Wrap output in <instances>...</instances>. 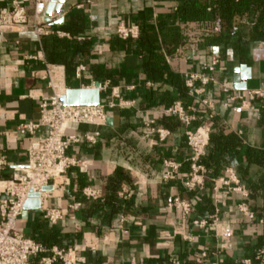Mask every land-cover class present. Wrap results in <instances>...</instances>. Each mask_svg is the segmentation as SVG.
Segmentation results:
<instances>
[{
  "label": "crops",
  "instance_id": "obj_1",
  "mask_svg": "<svg viewBox=\"0 0 264 264\" xmlns=\"http://www.w3.org/2000/svg\"><path fill=\"white\" fill-rule=\"evenodd\" d=\"M12 1L0 0V6L9 7ZM17 1L26 9L32 24L35 0ZM186 1L190 0H67L60 13L53 15L57 21L47 24L52 32L47 37L38 38L30 30L0 33V155L8 162L1 175L3 179L11 177L14 167L24 165L28 147L47 135L43 128L36 138L18 133L21 124L38 119L40 99L52 94L45 64L61 69L67 88L108 84V89L101 93V104L107 105L112 100L116 105L120 100L127 104L107 107V122L103 127L73 128L71 133L78 136L100 133L96 144L81 142L72 145L68 152L88 168L84 171L72 168L67 174L66 186L45 194L41 210L25 211L17 225L20 232L36 241L54 237L61 247L53 245L52 248H74L85 264H166L172 259L180 260L181 264H201L202 253H206L209 262L241 264L253 259L254 253L264 246V197L261 195L244 200L238 194L222 192L219 222L203 228L194 224L209 220L214 214L213 185L207 181L200 190H186L191 153L184 128L165 121L164 113L179 102L174 101L178 92L170 80L202 71L212 56L219 55L222 63L214 74L218 84L209 85L206 93L195 101L200 106L201 99L211 100L216 117L213 121L207 117L204 124L211 128L216 125V131L234 137L233 152L220 156L223 161L230 159L232 165L222 163L216 178L226 169H233L250 194L255 183L264 177V167L248 161L249 156L264 155V103L253 101L249 108L230 104L221 86L241 94L245 83L248 89L264 83V35L252 40L247 52L226 45L203 53L191 45L177 49L173 56L165 54L167 72L162 80L148 77L143 71V56L126 51L123 44L115 41L119 25H140L144 15L152 17L153 28L158 33L160 25L186 27L180 23L178 14L179 6ZM186 29L191 38L201 32L197 25ZM250 30L251 37L253 32H262L253 26ZM214 31L221 32L219 23ZM57 32L66 36L60 37ZM55 41H66L72 51L73 43L86 44L70 74L65 65L49 60ZM80 66L85 71L78 79L76 70ZM242 67L249 69L247 81ZM111 77L115 79L112 81ZM150 122L153 128L169 131V137L160 142L147 126ZM166 162L179 169L167 168ZM118 170L125 178L118 193L126 188L132 197L124 201L117 194L123 204L120 211L112 214L106 188ZM86 187L101 191L103 197L98 201L86 200L82 195ZM175 198L188 201L192 213L185 216L176 210L172 206ZM75 203H81V208L70 210ZM241 203H246L254 212L255 221L239 212ZM45 208L61 210L63 220L50 225L43 218Z\"/></svg>",
  "mask_w": 264,
  "mask_h": 264
},
{
  "label": "built area",
  "instance_id": "obj_2",
  "mask_svg": "<svg viewBox=\"0 0 264 264\" xmlns=\"http://www.w3.org/2000/svg\"><path fill=\"white\" fill-rule=\"evenodd\" d=\"M29 1V0H26ZM49 0H35V14L32 24L26 9L17 0H13L9 7L0 6V33H11L17 30H30L38 38L47 37L52 34L45 23V13ZM53 18V17H52ZM58 18H53V23ZM60 37L66 36L57 32ZM116 36L124 41L138 40L140 36L139 25L121 24L116 29ZM222 59L219 55H214L210 63L203 65L202 71L189 73L184 76L185 86L193 98H199L206 93L209 85H217L214 74L221 65ZM46 66V79L52 94L48 98L39 101V117L36 121L26 122L18 127V133L24 137L36 138L40 129H46L47 135L37 142L32 143L26 152V163L13 168L10 178L3 179L2 173L7 169L8 162L3 155H0V264H31L33 260L40 258L39 264H85L83 258L78 257L77 250L72 249H47L41 243L26 236L18 230V221L23 215L24 205L29 200L31 193L40 194L41 208L47 192L43 189L52 187L61 188L67 185V174L72 168H79L84 171L87 164L75 160L68 155L72 145L85 142L96 144L100 133L84 134L78 136L71 133L73 128L78 126L103 127L107 122L106 108L116 106H126L120 100L116 105L112 100L107 105L100 104L94 107H70L62 104V97L66 95L67 88L62 79V71L57 66ZM85 71L84 66L76 70V77L81 78ZM200 84V87H197ZM108 84H92L80 89H97L100 94L108 89ZM221 92L226 96L228 103L239 104L242 108H249L253 101L264 103V83L257 88L245 89L238 94L235 90L221 86ZM117 99L119 95L115 96ZM200 106L209 112V120L215 119L213 103L209 99H201ZM164 113L176 118L184 128V136L191 156L188 161L190 167V177L185 183L188 192L197 191L204 187L207 181L213 185L215 194L214 214L209 220L196 221L194 224L203 228L211 224H217L220 219L219 204L220 194H238L242 199L249 198V192L242 184L233 169H226L224 174L218 178H209L207 170L202 164L206 156V150L210 142L211 127L204 124L194 127L197 122L196 108L194 106L184 107L181 102L167 108ZM153 122L147 124L151 133L156 134L160 142L165 141L170 132L164 129L151 127ZM166 167L172 170L179 169V166L166 162ZM166 175L165 179H168ZM82 195L86 200L98 201L103 195L102 192L91 187L82 190ZM118 196L121 200L128 201L132 197V192L123 188ZM81 203H75L69 208L78 211ZM172 206L185 216L192 213V205L188 201L175 198ZM238 210L248 220L255 221L256 216L246 203L238 205ZM43 218L50 225H57L64 218V213L59 209L45 208ZM263 223V221H260ZM190 239V238H187ZM206 253L201 254V264H220L206 260ZM166 264H181L178 259L169 260ZM241 264H264V246L258 249L253 259L242 261Z\"/></svg>",
  "mask_w": 264,
  "mask_h": 264
},
{
  "label": "trees",
  "instance_id": "obj_3",
  "mask_svg": "<svg viewBox=\"0 0 264 264\" xmlns=\"http://www.w3.org/2000/svg\"><path fill=\"white\" fill-rule=\"evenodd\" d=\"M178 14L182 25L186 27L190 25L199 26L201 32L198 37L191 38L187 34L186 27L181 26L168 28L165 25H160L158 33L153 28L152 17L144 15L141 17L139 25L140 36L135 43L132 40L123 41L118 37L115 39L117 44L124 45L126 51H132L143 56V71L152 79L162 80V76L167 72L165 54L173 56L177 49H185L193 45L198 51L204 53L221 46L232 45L237 46L240 52H247L250 42L257 39L260 34L264 35V0H190L179 6ZM218 23L221 27L220 33L214 31V27ZM250 26H253L255 30L262 29V32H253L251 37ZM85 46L86 44L75 42L72 44L74 48L72 51L66 41H55L49 51V60L65 65L70 74L76 68L77 58L83 53ZM114 79L113 77L112 81ZM170 82L178 92V97L174 101L181 102L184 107L194 106L197 116L195 124L197 127L203 125L209 117V112L199 106L195 98L190 96L189 90L185 86V78L174 77ZM166 120L171 121L176 126L183 127L176 118L167 116ZM215 129L216 125H213L206 156L202 160L209 178L217 177L215 174L222 169V163L232 165L230 159L223 161L220 156L225 152L232 151L234 137L225 136ZM261 156L263 157L249 156L248 161L264 167V155ZM124 180L122 171L118 170L108 181L106 198L111 206L112 214L120 211L122 207L123 203L118 200L117 194ZM251 190L249 199H254L259 195L264 197V191L260 192V190H264V177L259 179ZM97 205L99 202L96 203ZM37 242L47 249H52L53 245H61L54 237H46ZM33 261L39 264L40 258Z\"/></svg>",
  "mask_w": 264,
  "mask_h": 264
},
{
  "label": "water",
  "instance_id": "obj_4",
  "mask_svg": "<svg viewBox=\"0 0 264 264\" xmlns=\"http://www.w3.org/2000/svg\"><path fill=\"white\" fill-rule=\"evenodd\" d=\"M67 0H49L47 10L45 13V23L51 24L53 22V15H58L62 9L63 4ZM242 72L246 73L245 81L250 79L249 69L241 68ZM242 90L247 89V84L241 86ZM64 106L70 107H94L101 104V94L97 89H69L65 96L61 99ZM52 187L43 189V192L52 191ZM40 194L31 193L29 200L24 205V211H39L41 210Z\"/></svg>",
  "mask_w": 264,
  "mask_h": 264
}]
</instances>
